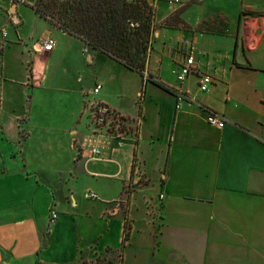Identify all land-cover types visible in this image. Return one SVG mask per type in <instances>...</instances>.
<instances>
[{
	"label": "crops",
	"instance_id": "crops-1",
	"mask_svg": "<svg viewBox=\"0 0 264 264\" xmlns=\"http://www.w3.org/2000/svg\"><path fill=\"white\" fill-rule=\"evenodd\" d=\"M36 1L0 0V264H264V0H145L142 73L41 17ZM47 37L53 49L35 51ZM191 46L194 72L178 83ZM199 73L214 79L205 93ZM97 83L131 123L119 142L95 137L102 160L90 143L78 151Z\"/></svg>",
	"mask_w": 264,
	"mask_h": 264
},
{
	"label": "trees",
	"instance_id": "trees-1",
	"mask_svg": "<svg viewBox=\"0 0 264 264\" xmlns=\"http://www.w3.org/2000/svg\"><path fill=\"white\" fill-rule=\"evenodd\" d=\"M33 8L86 45L143 72L153 36V10L145 0H37ZM131 21L138 27L132 29Z\"/></svg>",
	"mask_w": 264,
	"mask_h": 264
},
{
	"label": "built area",
	"instance_id": "built-area-1",
	"mask_svg": "<svg viewBox=\"0 0 264 264\" xmlns=\"http://www.w3.org/2000/svg\"><path fill=\"white\" fill-rule=\"evenodd\" d=\"M134 1V0H129ZM129 26L132 29L138 27V23L131 21ZM55 41L51 37L42 38L33 44L35 51L49 52L53 49ZM194 47H190L182 59L179 60L178 67L174 71L176 81L182 83L190 74L194 72ZM197 83L199 90L203 93L207 92L214 83V79L211 75L206 73H199L197 75ZM101 90V84L97 83L94 87L86 93L89 99L84 104V114L87 120V126L90 129V137H88L84 143L78 145V151L84 144L90 143V158L92 160H102L103 146L99 145L95 137L103 136L107 139L104 144H109L111 140L119 142L123 138L124 134L131 128L130 120L124 117L122 114L114 111L107 104L97 99V95ZM176 105L179 107L180 103L184 99L183 94L179 89L175 92ZM206 123L210 127L222 129L224 127V118L214 113H208L206 116ZM119 145V143L117 144ZM134 173L136 183H141L144 180V173L142 165L136 161L134 163ZM86 197L88 199H95L96 195L93 192H87ZM163 196L159 195L157 203L151 207V215L153 218H158L161 212V202ZM57 218L56 211L50 210L48 213V223L53 224Z\"/></svg>",
	"mask_w": 264,
	"mask_h": 264
},
{
	"label": "rangeland",
	"instance_id": "rangeland-1",
	"mask_svg": "<svg viewBox=\"0 0 264 264\" xmlns=\"http://www.w3.org/2000/svg\"><path fill=\"white\" fill-rule=\"evenodd\" d=\"M106 261V259H102V258H100V257H97V258H95L94 260H92V261H89V262H87V261H84L83 263H80V264H107V262H105Z\"/></svg>",
	"mask_w": 264,
	"mask_h": 264
}]
</instances>
